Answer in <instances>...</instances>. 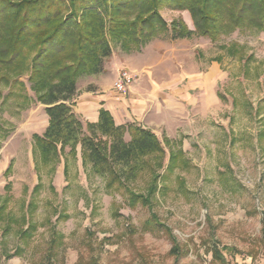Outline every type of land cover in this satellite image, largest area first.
I'll return each mask as SVG.
<instances>
[{
	"label": "rangeland",
	"instance_id": "1",
	"mask_svg": "<svg viewBox=\"0 0 264 264\" xmlns=\"http://www.w3.org/2000/svg\"><path fill=\"white\" fill-rule=\"evenodd\" d=\"M161 14L194 29L187 10ZM111 50L101 73L78 78L77 91L96 90L93 75L109 89L123 71L134 76L122 114L127 121L137 108L141 122L114 118L141 124L163 143L164 167L127 184L149 194L157 173L152 207L131 206L125 189L108 188L84 165L81 144L58 162L34 156L33 135L48 127L45 105L28 73L19 78L24 86H11L1 70L0 203L17 222L6 234L0 224V264H264V32L238 29L214 41L169 30L130 51L111 40ZM180 148L185 164L167 169ZM153 212L171 234L148 222ZM27 222L37 229L25 242Z\"/></svg>",
	"mask_w": 264,
	"mask_h": 264
},
{
	"label": "trees",
	"instance_id": "2",
	"mask_svg": "<svg viewBox=\"0 0 264 264\" xmlns=\"http://www.w3.org/2000/svg\"><path fill=\"white\" fill-rule=\"evenodd\" d=\"M166 7L187 10L194 29L183 20L169 25L161 14ZM238 29L264 32V0H0V71H5L1 78L11 86H24L19 78L28 73L37 101L45 105L49 125L43 134L33 135L34 156L38 154L45 164L58 162L66 147L71 146L75 155L81 144L84 165L105 177L108 188L125 189L131 206L152 207L157 173L149 194L136 193L127 184L147 168L164 167L162 141L141 124H117L105 108L100 109L98 122L84 126L72 108L77 80L104 70V59L112 52L111 40L130 51L169 30L176 38L197 34L215 41ZM183 154L182 148L171 151L167 169L179 159L184 165ZM41 187L39 181L34 191ZM5 204L0 203L4 234L11 231L10 223L17 222L6 213ZM148 222L171 234L156 213ZM27 223L19 235L25 242L37 229V224ZM22 252L17 247L15 254ZM171 253L179 254L177 247ZM215 255L223 259L219 252ZM11 256L6 254V258Z\"/></svg>",
	"mask_w": 264,
	"mask_h": 264
},
{
	"label": "crops",
	"instance_id": "3",
	"mask_svg": "<svg viewBox=\"0 0 264 264\" xmlns=\"http://www.w3.org/2000/svg\"><path fill=\"white\" fill-rule=\"evenodd\" d=\"M92 83L96 86V90H87L78 88L77 94L73 99L72 108L74 113L85 122L96 123L99 120L100 109L105 108L109 110L116 119H123L122 110L126 109L125 99L126 95L118 93L115 88L109 89L102 80V76L93 75ZM113 79H109L108 87L113 83ZM106 86V87H105ZM136 99V98H135ZM134 99V100H135ZM137 101V100H136ZM142 113L135 108L130 115L128 122H141L140 117ZM125 121V122H127ZM49 125V118H48Z\"/></svg>",
	"mask_w": 264,
	"mask_h": 264
},
{
	"label": "built area",
	"instance_id": "4",
	"mask_svg": "<svg viewBox=\"0 0 264 264\" xmlns=\"http://www.w3.org/2000/svg\"><path fill=\"white\" fill-rule=\"evenodd\" d=\"M133 82L134 76L127 71H123L119 74L115 82L114 88L118 93L127 94L128 91H130Z\"/></svg>",
	"mask_w": 264,
	"mask_h": 264
}]
</instances>
